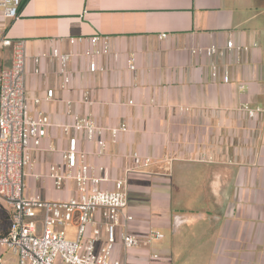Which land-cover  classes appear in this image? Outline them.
<instances>
[{
	"label": "crops",
	"instance_id": "obj_1",
	"mask_svg": "<svg viewBox=\"0 0 264 264\" xmlns=\"http://www.w3.org/2000/svg\"><path fill=\"white\" fill-rule=\"evenodd\" d=\"M0 33L26 41V95L40 99L33 111L53 125L25 172L27 196L59 201L76 193L74 184L58 190L48 176L51 166L65 162L68 137L60 126L72 121L71 102L74 112L107 130L103 155L81 134L79 149L102 189L126 180L134 217L129 231L143 242L151 231L164 235L128 253L118 243L116 258L264 264V112L250 119L243 110L245 104L264 110V0H23L17 19L0 9ZM96 34L110 38L111 53L98 58L99 70L91 73L84 50ZM71 38L84 41L71 44ZM229 40L241 51L228 50ZM211 46L218 48L212 57L192 52ZM54 48L71 56L65 89ZM12 55V48L0 49V70L12 65ZM48 90L55 92L51 100ZM121 125L128 131L111 142L108 130ZM133 152L152 164L127 174ZM10 217L0 202V237ZM96 217L104 225L102 213Z\"/></svg>",
	"mask_w": 264,
	"mask_h": 264
},
{
	"label": "built area",
	"instance_id": "obj_2",
	"mask_svg": "<svg viewBox=\"0 0 264 264\" xmlns=\"http://www.w3.org/2000/svg\"><path fill=\"white\" fill-rule=\"evenodd\" d=\"M22 3L23 0H0V9L6 18L14 20L20 15ZM165 37L160 36L161 39ZM109 40L108 36L98 34L88 40L84 56L91 73L99 70L98 58L111 53ZM82 41L83 38L70 39L71 44ZM226 47L238 52L242 49L236 47L233 40H229ZM1 48H12L13 55L12 65L0 70V202L11 211L10 226L8 232L0 237V247L12 250L19 264H126L115 257L118 243L128 253L142 244L162 240L164 235L158 231H151L145 242L129 231L134 217L127 211L126 180L116 182L113 190L102 189V178L79 149L78 135L81 134L88 142H96L98 154L103 155L109 144L105 139L107 130L99 126L91 115L81 116L74 112L71 102L67 103V113L72 121L60 126L68 137L65 162L51 166L48 176L58 190L74 184L76 193L59 201L26 195L25 172L35 163L34 152L41 150L48 128L53 125L48 116L33 111V106L40 104V99L29 100L26 95V41H15L0 33ZM192 52L212 57L218 53V48H196ZM51 56L59 64L58 73L63 78L61 88L65 89L70 84L68 65L71 56L57 48L52 50ZM42 57L44 55L36 57L35 62L39 63ZM128 67L133 72L136 70L134 56L128 58ZM219 74V66L213 64L211 75L217 77ZM222 80L225 84L230 82L228 69L222 71ZM240 89L244 90L245 86L241 85ZM54 93V90H48L47 100H51ZM129 103L134 102L130 100ZM243 110L250 119L264 112L262 107L248 104L243 106ZM127 131L125 125L110 128L111 142L116 143L119 136ZM131 159L133 166L127 174L152 164L150 158L138 152H133ZM99 212L104 220L102 226L96 217ZM73 228L74 237L70 235ZM0 264H4L1 255Z\"/></svg>",
	"mask_w": 264,
	"mask_h": 264
},
{
	"label": "rangeland",
	"instance_id": "obj_3",
	"mask_svg": "<svg viewBox=\"0 0 264 264\" xmlns=\"http://www.w3.org/2000/svg\"><path fill=\"white\" fill-rule=\"evenodd\" d=\"M38 226L41 229V224H39V222H38ZM3 249H4V252H3L2 258H3L4 264H19L18 257H17V255H15L13 253L12 250H10L6 247H4Z\"/></svg>",
	"mask_w": 264,
	"mask_h": 264
}]
</instances>
